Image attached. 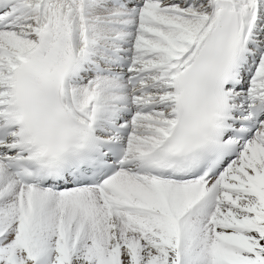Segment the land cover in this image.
<instances>
[{"label": "snow or ice", "instance_id": "6c2138e0", "mask_svg": "<svg viewBox=\"0 0 264 264\" xmlns=\"http://www.w3.org/2000/svg\"><path fill=\"white\" fill-rule=\"evenodd\" d=\"M0 264H264V0H0Z\"/></svg>", "mask_w": 264, "mask_h": 264}]
</instances>
